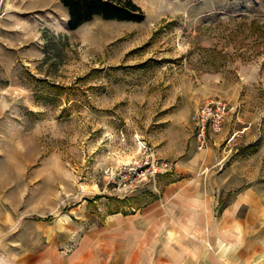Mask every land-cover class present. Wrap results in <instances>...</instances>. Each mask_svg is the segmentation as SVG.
<instances>
[{
    "label": "rangeland",
    "instance_id": "374dc122",
    "mask_svg": "<svg viewBox=\"0 0 264 264\" xmlns=\"http://www.w3.org/2000/svg\"><path fill=\"white\" fill-rule=\"evenodd\" d=\"M134 2L144 22L76 31L59 0L1 3L0 264H40L81 206L153 200L168 176L129 189L123 172L146 150L179 163L160 152L190 150L208 99L235 107L218 154L231 192H264V0Z\"/></svg>",
    "mask_w": 264,
    "mask_h": 264
},
{
    "label": "crops",
    "instance_id": "0c3cea01",
    "mask_svg": "<svg viewBox=\"0 0 264 264\" xmlns=\"http://www.w3.org/2000/svg\"><path fill=\"white\" fill-rule=\"evenodd\" d=\"M220 135L205 151L192 135L189 151L182 139L161 151L179 163L149 203L105 214L79 207L62 247L40 264H264V192H231L227 170L237 168L221 164Z\"/></svg>",
    "mask_w": 264,
    "mask_h": 264
},
{
    "label": "built area",
    "instance_id": "2783aa9c",
    "mask_svg": "<svg viewBox=\"0 0 264 264\" xmlns=\"http://www.w3.org/2000/svg\"><path fill=\"white\" fill-rule=\"evenodd\" d=\"M235 107L221 99H208L201 103L191 114L190 123L193 127L194 139L198 151H205L210 144V135L222 134ZM144 162L139 167L125 170L123 179L127 188L133 189L147 175L155 178L171 173L174 164L158 159L154 153L144 151ZM126 191V190H125Z\"/></svg>",
    "mask_w": 264,
    "mask_h": 264
},
{
    "label": "trees",
    "instance_id": "16d2710c",
    "mask_svg": "<svg viewBox=\"0 0 264 264\" xmlns=\"http://www.w3.org/2000/svg\"><path fill=\"white\" fill-rule=\"evenodd\" d=\"M68 11L67 28L76 31L100 17L106 21L142 23L145 14L134 0H59ZM59 91L62 88L51 85ZM60 92V91H59Z\"/></svg>",
    "mask_w": 264,
    "mask_h": 264
},
{
    "label": "bare ground",
    "instance_id": "6f19581e",
    "mask_svg": "<svg viewBox=\"0 0 264 264\" xmlns=\"http://www.w3.org/2000/svg\"><path fill=\"white\" fill-rule=\"evenodd\" d=\"M8 3H9V0H2V4H4V6L6 7V9H8ZM5 13H8V11H6ZM0 17H1V12H0Z\"/></svg>",
    "mask_w": 264,
    "mask_h": 264
},
{
    "label": "water",
    "instance_id": "95a60500",
    "mask_svg": "<svg viewBox=\"0 0 264 264\" xmlns=\"http://www.w3.org/2000/svg\"><path fill=\"white\" fill-rule=\"evenodd\" d=\"M1 3H2V0H1V2H0V6H1Z\"/></svg>",
    "mask_w": 264,
    "mask_h": 264
}]
</instances>
